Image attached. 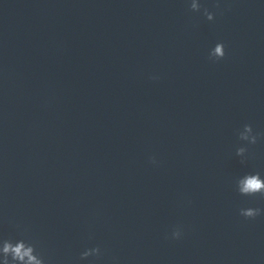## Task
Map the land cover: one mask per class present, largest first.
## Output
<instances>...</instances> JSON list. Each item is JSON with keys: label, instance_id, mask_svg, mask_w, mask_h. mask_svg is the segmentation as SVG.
<instances>
[{"label": "water", "instance_id": "obj_1", "mask_svg": "<svg viewBox=\"0 0 264 264\" xmlns=\"http://www.w3.org/2000/svg\"><path fill=\"white\" fill-rule=\"evenodd\" d=\"M199 2L214 21L190 0H0V239L23 229L52 264L97 244L120 264H264V215H239L264 200L234 186L264 177V139L235 155L244 124L264 133V0Z\"/></svg>", "mask_w": 264, "mask_h": 264}, {"label": "clouds", "instance_id": "obj_2", "mask_svg": "<svg viewBox=\"0 0 264 264\" xmlns=\"http://www.w3.org/2000/svg\"><path fill=\"white\" fill-rule=\"evenodd\" d=\"M214 7L219 11L221 5L217 2ZM190 12L201 13L208 21H214L217 13L210 11L204 7L199 0H190L188 5ZM222 14V12H221ZM226 56L225 45L223 42H218L208 52V59L212 63H217L223 60ZM158 75H151L149 79L158 80ZM238 140L244 142L242 146L235 149V155L240 158L241 165L254 155L250 153L249 146L256 145L261 139H264V133L254 132L251 124H244L241 129L237 130ZM148 162L154 166L159 165V161L154 155L148 157ZM235 191L242 197L259 198L264 200V177L259 172L246 173L239 176L234 181ZM190 203V201H189ZM239 215L245 220H255L257 217L264 215V208L260 207H244L239 209ZM20 229L19 225H16ZM21 238H4L0 239V264H52L49 257L38 249L35 241L25 235V230L20 229ZM184 236L183 225L174 226L169 233H166L165 239L181 240ZM91 235L89 239H91ZM107 250L99 244L93 247H86L79 253V256L72 264H101L105 261ZM105 264H120L119 258L111 256L105 261Z\"/></svg>", "mask_w": 264, "mask_h": 264}]
</instances>
